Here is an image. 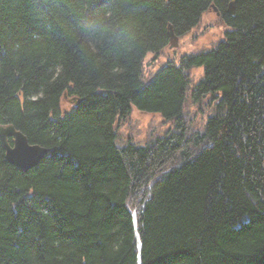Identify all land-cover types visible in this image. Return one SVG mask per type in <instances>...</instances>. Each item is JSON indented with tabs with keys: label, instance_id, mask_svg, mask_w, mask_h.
Instances as JSON below:
<instances>
[{
	"label": "trees",
	"instance_id": "16d2710c",
	"mask_svg": "<svg viewBox=\"0 0 264 264\" xmlns=\"http://www.w3.org/2000/svg\"><path fill=\"white\" fill-rule=\"evenodd\" d=\"M212 5L223 39L145 78ZM0 125L47 150L0 139V264H264V0H0Z\"/></svg>",
	"mask_w": 264,
	"mask_h": 264
},
{
	"label": "rangeland",
	"instance_id": "374dc122",
	"mask_svg": "<svg viewBox=\"0 0 264 264\" xmlns=\"http://www.w3.org/2000/svg\"><path fill=\"white\" fill-rule=\"evenodd\" d=\"M228 28L218 20V15L214 10H208L202 17L197 28L192 32L179 38L178 47L171 48L170 45L164 49L163 54L156 60L153 55H148L144 62L145 78H150L160 67L167 62L178 63L182 56L190 53H197L212 48L218 41L223 39L224 32ZM202 68L195 69L192 77L198 80L202 76ZM64 110L70 111L74 105L73 98L64 97L62 100ZM189 115L186 122L192 119L194 108H188ZM199 122V120H197ZM169 124L164 123L158 114L141 113L137 110L120 130L121 137L132 135L139 142H144L152 134H163Z\"/></svg>",
	"mask_w": 264,
	"mask_h": 264
},
{
	"label": "water",
	"instance_id": "95a60500",
	"mask_svg": "<svg viewBox=\"0 0 264 264\" xmlns=\"http://www.w3.org/2000/svg\"><path fill=\"white\" fill-rule=\"evenodd\" d=\"M211 8L219 15L214 5ZM228 13H234V2L229 4ZM168 34L170 47H178L179 37L175 34L172 25L168 26ZM73 100L79 102L77 98H73ZM0 139L4 144L7 160L22 170H29L37 166L47 153L45 148L30 144L28 138L22 132L17 131L12 125H0ZM10 139L12 142H10Z\"/></svg>",
	"mask_w": 264,
	"mask_h": 264
},
{
	"label": "bare ground",
	"instance_id": "6f19581e",
	"mask_svg": "<svg viewBox=\"0 0 264 264\" xmlns=\"http://www.w3.org/2000/svg\"><path fill=\"white\" fill-rule=\"evenodd\" d=\"M212 8H210L209 10H211ZM213 10V9H212ZM216 12V11H215ZM217 13V12H216ZM219 16V15H218ZM197 69H199V68H197ZM203 71V70H202ZM135 224H136V220H135ZM137 237H138V239H139V236H138V234H137ZM140 245H141V243H140V240H139V247H140Z\"/></svg>",
	"mask_w": 264,
	"mask_h": 264
}]
</instances>
